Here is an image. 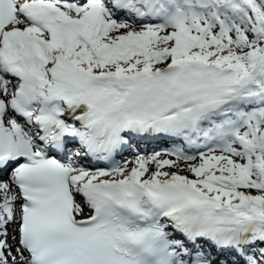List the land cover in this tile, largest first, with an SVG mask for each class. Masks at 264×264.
<instances>
[{
    "label": "snow or ice",
    "instance_id": "6c2138e0",
    "mask_svg": "<svg viewBox=\"0 0 264 264\" xmlns=\"http://www.w3.org/2000/svg\"><path fill=\"white\" fill-rule=\"evenodd\" d=\"M0 264H264V0H0Z\"/></svg>",
    "mask_w": 264,
    "mask_h": 264
}]
</instances>
